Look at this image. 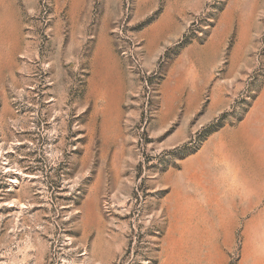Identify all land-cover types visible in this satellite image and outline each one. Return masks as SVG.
Listing matches in <instances>:
<instances>
[{"label":"rangeland","instance_id":"rangeland-1","mask_svg":"<svg viewBox=\"0 0 264 264\" xmlns=\"http://www.w3.org/2000/svg\"><path fill=\"white\" fill-rule=\"evenodd\" d=\"M0 264H264V0H0Z\"/></svg>","mask_w":264,"mask_h":264}]
</instances>
